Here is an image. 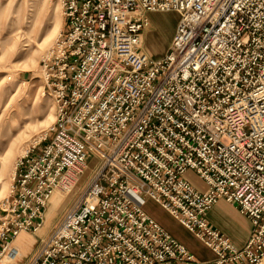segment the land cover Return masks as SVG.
Returning a JSON list of instances; mask_svg holds the SVG:
<instances>
[{
	"label": "built area",
	"instance_id": "2783aa9c",
	"mask_svg": "<svg viewBox=\"0 0 264 264\" xmlns=\"http://www.w3.org/2000/svg\"><path fill=\"white\" fill-rule=\"evenodd\" d=\"M57 1L64 29L39 61L55 117L15 164L0 264L17 260L15 238L39 231L51 193L66 199L92 158L87 183L25 264L195 262L146 213L147 198L215 264H264V0ZM166 11L178 16L175 31L151 58L145 13ZM221 199L250 222L241 248L206 219Z\"/></svg>",
	"mask_w": 264,
	"mask_h": 264
},
{
	"label": "rangeland",
	"instance_id": "374dc122",
	"mask_svg": "<svg viewBox=\"0 0 264 264\" xmlns=\"http://www.w3.org/2000/svg\"><path fill=\"white\" fill-rule=\"evenodd\" d=\"M151 18L157 20L165 16L158 13ZM54 29L57 30L55 34H53ZM63 29V17L57 0H0V154L23 121L26 120L30 126H35L30 129L27 137L21 140L22 142L19 141V144H16V150H13L10 157L12 159L9 158L4 171L0 173V206L12 188L14 164L44 135L40 139L37 138L36 132L43 126L40 122L48 119L47 131L54 121L56 106L52 97L42 92L39 61ZM46 36H49V41L43 52L42 49L36 53L35 66L32 69L23 70L22 63L29 59L36 44ZM162 41L163 37L157 39L160 44ZM94 162L93 158L88 160V169L58 208L66 206L87 183ZM186 178L191 183H195L193 174L188 172ZM49 206L50 204L46 208L44 224L39 231L50 227L48 229L50 232L59 217V212L56 211L45 220ZM21 233L25 234L29 244L19 255L17 263L24 260L29 251L33 252L35 248L33 244L38 239L31 233ZM15 245H17L16 242Z\"/></svg>",
	"mask_w": 264,
	"mask_h": 264
},
{
	"label": "crops",
	"instance_id": "0c3cea01",
	"mask_svg": "<svg viewBox=\"0 0 264 264\" xmlns=\"http://www.w3.org/2000/svg\"><path fill=\"white\" fill-rule=\"evenodd\" d=\"M158 13L163 14L165 18H159L157 20L151 18L152 16H157ZM145 15L149 20V26L142 32V50L149 57L156 59L161 57L167 50L169 45L168 42L170 43L171 37L175 31L178 16L173 11L146 12ZM159 37H163V41L161 42V44L157 42V39ZM188 172L193 174L195 179V183H191L190 181L189 182L197 189L204 190L206 188L204 181L199 178L193 171L187 170L184 174V178L188 180L186 178V174ZM57 193L59 196V200L63 202L65 199L64 195L58 190L53 191L52 197ZM52 197L51 199H49L50 206L48 211L46 212L45 220L50 218L56 211H58L60 215L64 208H58L61 204L58 203L57 208H55V210H53L51 213L50 210L53 203ZM143 209L155 221H157L173 238H175L180 244H182L187 249V251L193 254L195 262L189 264H215L214 252L207 246H205L204 243L200 241L193 233L187 231L177 221V219L171 216L160 205L147 198L145 199ZM206 219L211 226L218 229L223 235H225L236 248H241L245 244L250 234L251 225L249 220L245 216L240 214L236 205L228 203L222 199L208 210ZM49 228H46L44 231H37L36 233L31 234L39 238L48 233ZM15 242L17 243V245H15ZM35 243L33 245H35ZM13 244L17 247L19 255H21L22 251L28 246L29 240L27 241L24 233H20L15 238ZM30 253L31 251H29V253L25 256V259L20 263H17V261H15L13 264H25L28 260V257H30L31 255ZM171 264L184 263L175 261Z\"/></svg>",
	"mask_w": 264,
	"mask_h": 264
},
{
	"label": "bare ground",
	"instance_id": "6f19581e",
	"mask_svg": "<svg viewBox=\"0 0 264 264\" xmlns=\"http://www.w3.org/2000/svg\"><path fill=\"white\" fill-rule=\"evenodd\" d=\"M55 32H57V30L55 31V29L53 30V34H55ZM20 35V34H18ZM18 35H16V37H18ZM49 41V36H46L44 39H42L40 42H38L36 44V48L34 49V51L32 52L31 56L29 57V59H27V61L24 63H22L21 67L23 70H29L32 69V67L35 66V55L39 50H42V52L44 51L47 43ZM48 119L41 121L40 124L43 125L41 126L38 130H37V138L40 139L42 137V135L45 133L46 128L48 126ZM34 125H29V122H27L26 120L22 122V124H20L18 130L16 131V133L9 138L7 145L4 149V151L0 154V173L4 171L5 169V165L7 164L9 158L11 157V154L13 152V150H16V144H19V141H21L23 138L27 137V135L29 134L30 129L34 128ZM37 139V140H38ZM22 142V141H21ZM33 143V142H32ZM15 148V149H14ZM16 152V151H15ZM14 152V153H15ZM19 153V152H18ZM17 153V154H18ZM21 154V153H19ZM19 156V155H18ZM15 158V157H14ZM18 158V157H17ZM12 159V158H10ZM8 166V165H7ZM15 166V164H14ZM13 169V168H12ZM12 175V174H11ZM53 193V192H52ZM52 193L49 197V199H51L52 197ZM52 206H51V210L50 212L52 213L53 210H55V208L57 207L58 203H61V201L59 200V196L58 193L53 195L52 197ZM49 205V204H48ZM47 205V206H48ZM53 207V208H52Z\"/></svg>",
	"mask_w": 264,
	"mask_h": 264
}]
</instances>
